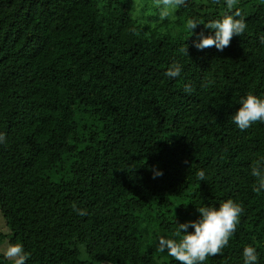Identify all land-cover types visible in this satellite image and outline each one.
<instances>
[{"label":"trees","instance_id":"trees-1","mask_svg":"<svg viewBox=\"0 0 264 264\" xmlns=\"http://www.w3.org/2000/svg\"><path fill=\"white\" fill-rule=\"evenodd\" d=\"M130 1L0 0L7 243L23 245L27 264H178L153 235L173 238L197 208L232 199L236 231L204 264H243L249 245L264 264V190L251 174L264 122L232 121L246 94L264 98V0H238L247 27L223 51L195 48L196 33L214 32L198 24L190 35L186 21L221 18L225 0H186L182 30L152 36ZM173 63L182 71L169 78Z\"/></svg>","mask_w":264,"mask_h":264},{"label":"clouds","instance_id":"clouds-1","mask_svg":"<svg viewBox=\"0 0 264 264\" xmlns=\"http://www.w3.org/2000/svg\"><path fill=\"white\" fill-rule=\"evenodd\" d=\"M156 7H159L160 18L167 19L175 11L186 4V0H154ZM214 4H220V0H213ZM238 0H225L226 11L219 19H212L208 22H201L195 19L186 21V29L190 35L198 24L212 30L213 34L205 35L203 31L196 33L198 39L193 40V46L198 50L215 47L219 51L230 46L234 36L244 34L247 27L246 21L241 17L239 9H235ZM235 9V11H233ZM240 17V18H237ZM188 35V36H190ZM187 36V37H188ZM182 51L188 55L187 47ZM182 71L179 63H173L166 71L169 78L179 77ZM186 91H191L186 87ZM232 121L240 130H246L257 122H264V98L252 93L246 94L240 100L239 107L232 115ZM4 134L0 133V143L4 142ZM251 174L257 179L253 191L259 194L264 190V157L257 160L251 169ZM162 171L154 170L153 178L162 176ZM199 180L205 179L201 170L197 173ZM75 209V205H73ZM199 218L185 223H177L178 227L173 233V238L160 236L158 238L157 251H167V254L174 258L178 264H204L210 257L221 254L228 245L230 238L236 231L243 208L241 204L232 199H227L216 206H202L197 208ZM80 214H84L82 211ZM189 227L193 231H189ZM0 254L12 261V264H27L30 254L24 250L21 243H7L6 247H0ZM243 264H258V254L253 246L243 248Z\"/></svg>","mask_w":264,"mask_h":264},{"label":"rangeland","instance_id":"rangeland-1","mask_svg":"<svg viewBox=\"0 0 264 264\" xmlns=\"http://www.w3.org/2000/svg\"><path fill=\"white\" fill-rule=\"evenodd\" d=\"M130 2V15L132 21L135 23V25H137V27H142L144 34L148 35L149 33V36L158 34V32L175 34L176 32L182 30L181 24H178L176 21L175 13L167 19L162 20L160 18L159 13L161 9L159 7H156L154 0H131ZM7 232V228L4 225V222L0 215V247L7 246ZM160 236L171 238L163 231H157V233L153 235V238L151 237V243L156 252H160L157 251L158 238ZM79 257L81 259H86V255L82 250H80L79 252ZM8 263L12 264V261L8 260Z\"/></svg>","mask_w":264,"mask_h":264}]
</instances>
